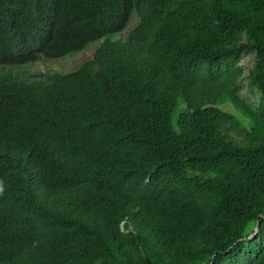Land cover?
Segmentation results:
<instances>
[{
    "label": "trees",
    "instance_id": "trees-1",
    "mask_svg": "<svg viewBox=\"0 0 264 264\" xmlns=\"http://www.w3.org/2000/svg\"><path fill=\"white\" fill-rule=\"evenodd\" d=\"M0 188V264H264V0H0Z\"/></svg>",
    "mask_w": 264,
    "mask_h": 264
},
{
    "label": "rangeland",
    "instance_id": "rangeland-1",
    "mask_svg": "<svg viewBox=\"0 0 264 264\" xmlns=\"http://www.w3.org/2000/svg\"><path fill=\"white\" fill-rule=\"evenodd\" d=\"M135 20L131 22V26L135 24ZM130 26V27H131ZM96 45H92L90 47H86L83 49L80 53L74 55V56H69L67 58L60 59L59 61L49 63L48 66L50 68L60 70L62 72H69L71 70H74L77 68L80 64H82L84 61H86L88 58L91 57ZM253 62V56L250 55L249 53L244 54L242 56V59L239 63V66L244 69V76L247 75V70L251 68ZM43 64L38 65L37 63L33 66L34 70H42L43 69ZM246 82H242V87H246ZM240 95L247 100V102L251 105H255L257 103V98L256 96L248 91V89H242L240 92Z\"/></svg>",
    "mask_w": 264,
    "mask_h": 264
},
{
    "label": "water",
    "instance_id": "water-1",
    "mask_svg": "<svg viewBox=\"0 0 264 264\" xmlns=\"http://www.w3.org/2000/svg\"><path fill=\"white\" fill-rule=\"evenodd\" d=\"M257 230H258V223L256 224V227H255V229H254V233H253V235H255V234L257 233ZM249 238H251V237H249Z\"/></svg>",
    "mask_w": 264,
    "mask_h": 264
},
{
    "label": "clouds",
    "instance_id": "clouds-1",
    "mask_svg": "<svg viewBox=\"0 0 264 264\" xmlns=\"http://www.w3.org/2000/svg\"><path fill=\"white\" fill-rule=\"evenodd\" d=\"M0 191H2V188H0Z\"/></svg>",
    "mask_w": 264,
    "mask_h": 264
}]
</instances>
